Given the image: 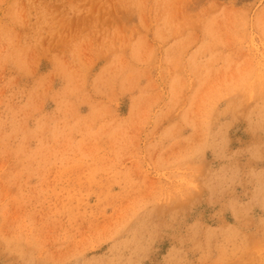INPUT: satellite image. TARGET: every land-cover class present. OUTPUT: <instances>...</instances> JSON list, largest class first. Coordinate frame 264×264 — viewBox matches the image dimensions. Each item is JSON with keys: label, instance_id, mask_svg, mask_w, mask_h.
Returning a JSON list of instances; mask_svg holds the SVG:
<instances>
[{"label": "rangeland", "instance_id": "rangeland-1", "mask_svg": "<svg viewBox=\"0 0 264 264\" xmlns=\"http://www.w3.org/2000/svg\"><path fill=\"white\" fill-rule=\"evenodd\" d=\"M0 264H264V0H0Z\"/></svg>", "mask_w": 264, "mask_h": 264}]
</instances>
